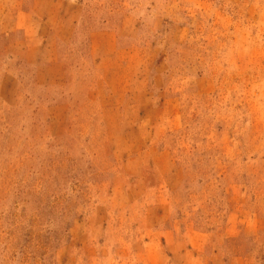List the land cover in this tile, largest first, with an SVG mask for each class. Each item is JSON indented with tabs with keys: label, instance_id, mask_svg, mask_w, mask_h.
<instances>
[{
	"label": "rangeland",
	"instance_id": "obj_1",
	"mask_svg": "<svg viewBox=\"0 0 264 264\" xmlns=\"http://www.w3.org/2000/svg\"><path fill=\"white\" fill-rule=\"evenodd\" d=\"M0 264H264V0H0Z\"/></svg>",
	"mask_w": 264,
	"mask_h": 264
}]
</instances>
